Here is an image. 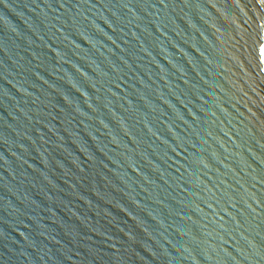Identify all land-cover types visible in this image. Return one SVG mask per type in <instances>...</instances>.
Segmentation results:
<instances>
[{
	"label": "water",
	"instance_id": "obj_1",
	"mask_svg": "<svg viewBox=\"0 0 264 264\" xmlns=\"http://www.w3.org/2000/svg\"><path fill=\"white\" fill-rule=\"evenodd\" d=\"M0 264H264V0H0Z\"/></svg>",
	"mask_w": 264,
	"mask_h": 264
}]
</instances>
